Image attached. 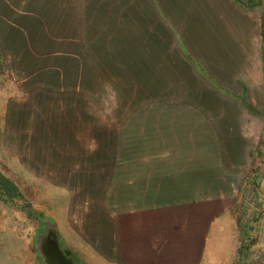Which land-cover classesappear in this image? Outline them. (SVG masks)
<instances>
[{"label": "rangeland", "instance_id": "rangeland-1", "mask_svg": "<svg viewBox=\"0 0 264 264\" xmlns=\"http://www.w3.org/2000/svg\"><path fill=\"white\" fill-rule=\"evenodd\" d=\"M260 12L235 10L229 0H46V124L0 131V172L30 205L23 212L0 199V264H41L40 223L53 224L62 247L90 264L89 198L105 191L110 147L145 132L156 144L171 137L214 143L223 131L255 134L245 177L258 167V198L245 196L251 186L244 177L233 214L241 224L257 215L249 222L256 239L249 260L264 264V101L254 37ZM243 16L250 17V51L232 57V74L218 38ZM190 76L193 85H185ZM241 95L263 115L247 113Z\"/></svg>", "mask_w": 264, "mask_h": 264}, {"label": "crops", "instance_id": "crops-1", "mask_svg": "<svg viewBox=\"0 0 264 264\" xmlns=\"http://www.w3.org/2000/svg\"><path fill=\"white\" fill-rule=\"evenodd\" d=\"M239 1L248 0H229V6L253 10ZM248 18L233 19L218 38L224 44L219 54L228 63L249 54ZM254 20L261 55L260 14ZM186 46L179 39V50L188 58L192 53ZM234 66L228 70L232 74ZM191 80L184 84L192 86ZM262 81L264 101L263 67ZM247 99L241 95V104H251ZM45 124L46 0H0V131H36ZM254 136L223 131L214 143L185 144L171 137L173 142L156 144L145 132L143 138L110 147L105 191L89 198L90 264L232 263L240 246L233 209L252 163Z\"/></svg>", "mask_w": 264, "mask_h": 264}, {"label": "trees", "instance_id": "trees-1", "mask_svg": "<svg viewBox=\"0 0 264 264\" xmlns=\"http://www.w3.org/2000/svg\"><path fill=\"white\" fill-rule=\"evenodd\" d=\"M239 2L242 6H244L247 9H254L256 7H261L260 36H261V55H262V64H263L262 67H263V77H264V0H248L246 2H241V1ZM242 103L251 114L263 115L262 114L263 111L256 110L246 100H243ZM251 156L253 157V153ZM251 172L254 174L253 177L252 175L247 178L245 177V179L249 180V184L251 186V189L248 192H246L245 196L248 197L252 196L254 199H257L258 188H259V182L257 181V179H259V176L257 175L259 172L258 167L253 168ZM239 191L241 192L242 189L240 188ZM0 199L10 205L21 207V210L23 212H27V207L30 206L29 203L25 200L22 193L18 190V187L10 179L5 177L1 172H0ZM241 206H244L243 202L241 203ZM238 207L239 206H236L234 211L238 210ZM29 216H31L30 213ZM257 220H258L257 215L253 214L250 221H246L245 223L241 224V218L236 217V222L240 234V238H239L240 246L236 250L235 261L233 262V264H239V262L242 259L245 260L244 264H252L253 261L252 259L249 260V258L250 255H252L251 248L256 244V239L250 236V232L252 228H249V222H256ZM40 225L41 228L37 230L38 232L36 235L38 238V243L40 242L42 236L46 233V226L42 223H40ZM38 258L40 263L44 264L43 258L40 255L39 251H38Z\"/></svg>", "mask_w": 264, "mask_h": 264}, {"label": "water", "instance_id": "water-1", "mask_svg": "<svg viewBox=\"0 0 264 264\" xmlns=\"http://www.w3.org/2000/svg\"><path fill=\"white\" fill-rule=\"evenodd\" d=\"M38 251L44 264H79L69 249L63 248L53 224L46 225V233L39 242Z\"/></svg>", "mask_w": 264, "mask_h": 264}, {"label": "flooded vegetation", "instance_id": "flooded-vegetation-1", "mask_svg": "<svg viewBox=\"0 0 264 264\" xmlns=\"http://www.w3.org/2000/svg\"><path fill=\"white\" fill-rule=\"evenodd\" d=\"M71 255L73 256V253L71 252Z\"/></svg>", "mask_w": 264, "mask_h": 264}]
</instances>
